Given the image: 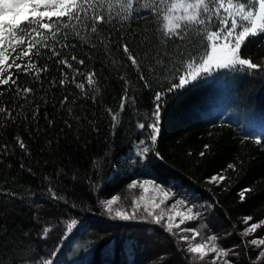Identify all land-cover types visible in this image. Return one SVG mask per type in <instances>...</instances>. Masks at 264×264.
<instances>
[{
    "label": "trees",
    "instance_id": "16d2710c",
    "mask_svg": "<svg viewBox=\"0 0 264 264\" xmlns=\"http://www.w3.org/2000/svg\"><path fill=\"white\" fill-rule=\"evenodd\" d=\"M157 29L145 13L107 23L90 43L70 35L69 43L76 48L65 58L76 54L85 61L75 67L84 76L95 73L98 92L87 86L83 76L78 82L85 83L84 94L75 85H59L61 76L53 61L33 57L38 67L48 63L50 71L42 73L40 81L21 75L20 85L34 88L29 101L17 98L13 105L14 92L0 97V104L15 107L17 117L0 127V144L9 145L8 154H0V264H37L48 258L63 239L62 225L73 220L77 223L59 249L71 247L77 264H152L156 259L155 264H196L185 246L161 227L123 223L104 213L102 202L120 197L133 180H153L163 186L177 181L229 228L228 242L240 245L242 264L256 259L258 250L245 248L241 232L245 216L253 218L249 223L264 218V144H256L252 139L256 136L249 132L253 125H264V72L215 69L167 92L172 82H178L173 64L180 67V57L174 55L179 42L165 45ZM124 43L141 62L140 70L151 87L139 81L137 69L123 52ZM166 49L173 60L162 67L155 56ZM183 50H188L186 45ZM243 55L264 62V37L249 42ZM65 71L71 79V70ZM122 77L129 82L135 104L127 106L113 128L106 109L119 111ZM156 91L165 94L160 134L152 145L150 130L139 129L137 121L151 122ZM65 95L70 99L61 105ZM37 105L39 113L33 119ZM16 136L23 139L26 151L16 144ZM140 140L152 151L129 165L124 158ZM218 175L225 179L213 181ZM50 185L62 199H51ZM245 189L249 191L241 199ZM45 226L53 229L43 236ZM259 232L264 235V228Z\"/></svg>",
    "mask_w": 264,
    "mask_h": 264
},
{
    "label": "snow or ice",
    "instance_id": "6c2138e0",
    "mask_svg": "<svg viewBox=\"0 0 264 264\" xmlns=\"http://www.w3.org/2000/svg\"><path fill=\"white\" fill-rule=\"evenodd\" d=\"M145 13L148 19H154L157 23V31L164 37L165 45L169 42L174 44L179 42L174 55L180 57V67L177 68L176 64H173L174 70L179 73L178 82H172L167 87V92L184 87L215 69L231 68L264 72V62L256 63L251 57L243 55V48L249 42L258 41L264 37V0H0V97L14 92L11 100L13 105L16 104L17 98L25 102L29 101L34 88L21 86L19 83L21 75L40 81L41 74L50 71L48 63H44L43 67H38L33 57H47L48 60L53 61L54 65L59 68L61 76L58 80L59 85H75L84 94L85 83L78 82L83 76L87 81V86L94 92H98L95 73L89 71L84 76L79 68L75 67V65H84L85 61L78 59L76 54H71L70 60L65 58L66 54L74 53L76 48V44L69 43L70 35L85 43H90L107 23L115 19L127 20L133 14L141 18ZM143 35L147 43L149 39L147 29L144 30ZM185 45L187 51L183 50ZM122 46L127 59L139 73V81L143 82L144 87H151L146 75L140 70L141 62L137 56L132 54L127 43ZM25 59L27 63L18 62ZM145 59H147V54ZM155 59L158 65L167 67L166 61L172 63L173 57L166 49L163 53L157 51ZM65 69L71 70V79L68 78ZM151 70L152 68H149V71ZM121 79L124 82V88L120 97L119 111L106 109L113 128L118 125L121 114L127 106L135 104V97L131 95V89L128 87L129 82L123 77ZM52 83L55 84L56 81L53 80ZM164 94V91L155 92L151 122L137 121L139 129L150 130L148 139L152 145L157 142L160 134L161 101ZM95 98L93 95L92 99L95 100ZM69 99L70 97L65 95L59 103L64 105ZM19 107L23 109L24 105L20 104ZM14 113L15 107L0 104V117L4 121L0 127H6L9 121L14 122L17 118ZM38 113L39 106L37 105L31 113L32 118L35 119ZM48 123L51 125L53 121L49 120ZM14 139L21 150H27V145L20 136ZM245 139L247 140L248 137ZM252 139L256 144H264V138L256 136ZM8 147L7 144H0V154L7 155ZM208 147L205 145L206 149ZM151 151V145L146 144L144 140L139 141L138 155L145 156ZM204 154V152L200 153L201 156ZM23 167L24 165H21V168ZM232 167L233 165H229V168ZM224 179L223 175L212 178L213 181ZM137 183L133 180L128 187L133 188ZM147 184L155 186L154 190H158L160 198L158 202L153 198L144 204L143 212L146 215L142 217L143 220L151 218L155 224L163 222L169 233H173L174 229H179L180 233H191V237L178 235V238L186 243L184 250L195 257L196 264H236L234 257L239 255L237 249L240 245L225 247L219 242L220 238L216 233L208 235L201 243L190 242L200 235V231L195 228H181V225L197 219L202 213L194 211L195 205L187 197L176 200L170 205V209L165 211L162 205L178 193L173 192L171 187L165 189L153 180L140 181L139 187L147 191L145 188ZM47 191L51 199H62L54 186L50 185ZM248 191L245 189L240 193L241 199L246 198L245 194ZM6 195L14 196L15 193H6ZM117 200L118 197L113 196L102 202L108 213H112V206ZM179 205L186 207L184 210H179ZM157 209H160L159 215L156 214ZM139 210L140 204L133 200L131 213L117 209L114 218L135 220ZM252 220L251 216L243 218L246 227L242 229L241 240L245 248L252 245L259 249V254L252 261V264H258L264 261V247H261L264 246V235L254 234L264 228V218L259 222L249 223ZM76 223L73 220L68 224V228L71 229ZM201 228H207V225H201ZM51 231L50 226H45L42 235L46 236ZM247 237L252 238L245 239ZM56 254L53 252L52 256ZM42 264H53V262L44 260Z\"/></svg>",
    "mask_w": 264,
    "mask_h": 264
},
{
    "label": "rangeland",
    "instance_id": "374dc122",
    "mask_svg": "<svg viewBox=\"0 0 264 264\" xmlns=\"http://www.w3.org/2000/svg\"><path fill=\"white\" fill-rule=\"evenodd\" d=\"M249 132L250 134H253L254 136H259V137H263L264 136V125H253L249 128ZM139 142H135L132 146V148L130 149V151L128 152V154L125 156L124 160L127 161V163L129 165H132L138 161V160H142L143 156L138 155L137 153V146H138ZM130 170V169H129ZM137 181V185L133 188H129L127 187L126 190L124 191V193L118 197V200L116 201L115 204H113L112 208L113 211L112 213H108L106 211V209L104 208V206L102 207L104 210V213H106L107 216H109L110 218H114L115 217V211L117 209L123 210V211H127L128 213H131L133 210V200L138 201V203L140 204V210L137 212V219L135 220H120L123 223H151L154 224L158 227H161V229L163 231H165L168 235L173 236V238H175L177 241L181 242V244H183L186 247V243L184 241L179 240L178 235H188L189 237H191V233H180L179 229H174L173 233H169L166 228H165V224L162 222L161 224H155L151 221V218H148V220H143L142 217L146 215V213L143 212V206L145 203L150 202L151 200H153V198L156 199V201H159V192L158 190H154L155 186L153 184H147L145 185V188L147 189V191H145V189H142L139 187V182L142 180H135ZM162 187H164L165 189L171 187L173 192L178 193V195H176L175 197H172V199H170L165 205H162V208L165 211H168L170 209V205L174 204L176 200L181 199L183 197H187V199L189 201L192 202V204L195 205L194 211H200L202 213V215L200 217H198L195 220L192 221H187L185 224L181 225V228H195L198 231H200V235L198 237H196L195 240H191L190 242L192 243H201L203 242L206 237L208 235H211L212 233H216L219 238H220V243L225 246V247H231L235 244L233 243H229L228 241V236L226 235V233H231L229 228L223 224L222 222H219L215 217H213L212 215V211H211V207L205 203V202H200L198 200V197L189 192L186 191L185 188L183 186H181L177 181H173L170 180L168 182L167 185H161ZM169 195L171 196V192L169 193ZM144 197V199H140L141 197ZM185 205H179L178 208L179 210H184L185 209ZM156 214L159 215L160 214V209L156 210ZM116 219V218H115ZM166 219V217H165ZM179 218H177L178 220ZM71 223V222H70ZM67 223L65 225H62L63 227V239L61 241V243L58 244V246L56 247L55 251H52L50 253V255L48 256V258L44 259V260H49L52 261L53 264H64V260L66 259V261H68V263L66 264H77V255L73 256L74 254H72V250L71 247L69 248H64L61 250L59 249L60 246L62 245V243H64L67 239V237L69 236V233L72 231V227L71 229L68 228V224ZM207 225V228H201V225ZM51 227V226H50ZM53 229V227H51ZM260 232L258 230V232L254 235H258ZM252 237H247L245 239H251ZM68 243V242H67ZM66 243V244H67ZM65 244V245H66ZM252 246V245H250ZM255 250H258L255 246H253ZM264 247V246H261ZM60 250V252L57 253V251ZM56 252L57 254L55 256H52V253ZM192 259L195 260V257L190 254ZM64 259V260H63ZM236 264H242L240 261V256H236L234 257ZM43 260V261H44ZM43 261L38 262L37 264H42ZM156 262H159L157 259L152 263L155 264Z\"/></svg>",
    "mask_w": 264,
    "mask_h": 264
}]
</instances>
